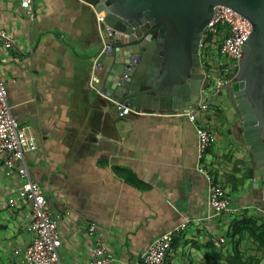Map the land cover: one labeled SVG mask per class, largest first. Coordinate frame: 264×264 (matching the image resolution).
I'll list each match as a JSON object with an SVG mask.
<instances>
[{
  "label": "crops",
  "instance_id": "0c3cea01",
  "mask_svg": "<svg viewBox=\"0 0 264 264\" xmlns=\"http://www.w3.org/2000/svg\"><path fill=\"white\" fill-rule=\"evenodd\" d=\"M99 27L81 0H33L31 15L18 0H0V30L13 46L0 44V80L13 116L37 143L27 174L59 217L60 263L91 260L90 225L112 264H142L156 238L183 224L170 264H264V201L252 187L255 163L233 96L227 89L201 93L207 109L195 122L171 111L119 117L117 101L94 81ZM197 126L212 135L200 161ZM5 159L0 155V264H28L29 205L7 203L21 182ZM200 167L241 210L237 215L210 217Z\"/></svg>",
  "mask_w": 264,
  "mask_h": 264
},
{
  "label": "water",
  "instance_id": "95a60500",
  "mask_svg": "<svg viewBox=\"0 0 264 264\" xmlns=\"http://www.w3.org/2000/svg\"><path fill=\"white\" fill-rule=\"evenodd\" d=\"M81 1L111 34L94 68L98 90L132 111L176 113L199 101V45L214 7H229L250 22L232 95L255 163L252 187L264 201V0Z\"/></svg>",
  "mask_w": 264,
  "mask_h": 264
},
{
  "label": "built area",
  "instance_id": "2783aa9c",
  "mask_svg": "<svg viewBox=\"0 0 264 264\" xmlns=\"http://www.w3.org/2000/svg\"><path fill=\"white\" fill-rule=\"evenodd\" d=\"M12 1V0H11ZM22 9L31 15V4L33 0H18ZM96 20L100 24L99 33L102 40L99 57L108 49L111 37L110 29L105 27L102 18L96 14ZM209 34L223 33L222 43L215 53L219 62H230L233 69L237 68V63L244 56L243 47L247 43L252 33L250 22L229 7L216 6L213 15L207 24L205 31ZM204 38V35L203 37ZM0 44L7 50L11 49L12 41L10 35L0 30ZM202 48V41L199 49ZM202 68L201 93L206 90L214 95L221 94L226 88H231L233 79L228 75L216 77ZM227 72V71H226ZM118 116L125 117L132 112L130 107L123 106L116 102ZM207 105L199 101L184 110L175 114L186 117L190 122H195L199 111H205ZM197 137V161L202 160L211 146L212 135L203 126L195 129ZM37 150V143L33 136L27 133V129L20 126L13 116L11 107L7 102V92L3 82L0 80V155H5L4 165L8 172H15L20 179V186L16 197L7 201L13 205L15 201L25 202L29 205L30 221L27 231L33 234V240L26 249L25 255L28 264H61L59 259V249L61 246L58 229L59 217H53L47 207V202L41 193L38 183L30 180L27 174V155ZM199 172L204 175L207 182V207L210 217L223 214L237 215L241 210L231 207L226 191L214 182L212 176L200 167ZM184 229L183 224L165 232L156 238L144 251L141 257L142 264H170L167 255L171 250L172 243L180 231ZM95 225H90L87 235L92 240L90 250L91 260L85 264H112L113 258L108 251L106 242L95 235Z\"/></svg>",
  "mask_w": 264,
  "mask_h": 264
},
{
  "label": "rangeland",
  "instance_id": "374dc122",
  "mask_svg": "<svg viewBox=\"0 0 264 264\" xmlns=\"http://www.w3.org/2000/svg\"><path fill=\"white\" fill-rule=\"evenodd\" d=\"M208 34V31L203 33L204 37ZM222 35L223 33L221 32L213 33L211 42H205L204 38H202V51L200 52V55L202 54L203 57V69L216 77L228 75V78L234 79L236 77L237 70L232 69L230 62H219L215 56L217 48L222 43ZM199 58H201V56ZM226 89L228 90V94L232 96L231 89Z\"/></svg>",
  "mask_w": 264,
  "mask_h": 264
},
{
  "label": "trees",
  "instance_id": "16d2710c",
  "mask_svg": "<svg viewBox=\"0 0 264 264\" xmlns=\"http://www.w3.org/2000/svg\"><path fill=\"white\" fill-rule=\"evenodd\" d=\"M204 40H205V42H211V40H212V34H208L207 36H205L204 37ZM217 50H218V48H217ZM216 50V51H217ZM216 53V52H215ZM208 68V67H207ZM253 232V230H250V234ZM253 235V234H252ZM259 235L260 234H257V236H256V234L254 233V235L253 236H255L256 238H259ZM260 242V244H261V240H259ZM235 254L236 255H238L239 254V251H237V250H235Z\"/></svg>",
  "mask_w": 264,
  "mask_h": 264
},
{
  "label": "flooded vegetation",
  "instance_id": "af4514ba",
  "mask_svg": "<svg viewBox=\"0 0 264 264\" xmlns=\"http://www.w3.org/2000/svg\"><path fill=\"white\" fill-rule=\"evenodd\" d=\"M202 50H201V48L199 49V57L201 56V58H200V62H201V64L204 66V62H202L203 61V57H202V54L200 55V52H201ZM214 53V52H213ZM224 62H228V61H224ZM232 67V66H231ZM237 67H238V63H237ZM232 69H233V67H232ZM236 70H237V68H236ZM234 81H235V78L233 79V83H234ZM231 93H232V87H231ZM233 94V93H232ZM233 96V95H232Z\"/></svg>",
  "mask_w": 264,
  "mask_h": 264
}]
</instances>
